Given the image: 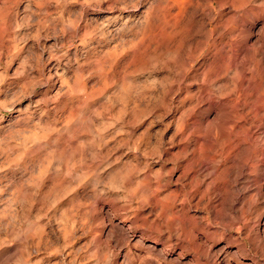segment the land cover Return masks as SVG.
I'll return each mask as SVG.
<instances>
[{
  "label": "rangeland",
  "instance_id": "374dc122",
  "mask_svg": "<svg viewBox=\"0 0 264 264\" xmlns=\"http://www.w3.org/2000/svg\"><path fill=\"white\" fill-rule=\"evenodd\" d=\"M263 98L264 0H0V264H264Z\"/></svg>",
  "mask_w": 264,
  "mask_h": 264
},
{
  "label": "bare ground",
  "instance_id": "6f19581e",
  "mask_svg": "<svg viewBox=\"0 0 264 264\" xmlns=\"http://www.w3.org/2000/svg\"><path fill=\"white\" fill-rule=\"evenodd\" d=\"M209 85H206V88H205V95H206V101L209 100V95H210V91H209ZM212 92V91H211ZM204 93V92H203ZM234 93V92H233ZM232 94V93H231ZM204 95V96H205ZM232 97V96H231ZM264 99V98H263ZM213 100V99H212ZM223 100V99H222ZM217 101V100H216ZM208 105V104H207ZM215 107V106H214ZM207 108V107H206ZM264 112V110H263ZM232 118H234V120H232V123L229 125L227 131L225 132V135L226 136V139L225 141L220 145V146H217L218 149L216 150L215 154L214 155H208L205 157V160H203L206 164V183H205V195H207V197L209 196V191H210V187L213 186V184L216 183V180L218 179V177L220 176V171H219V165L221 163H223L222 161H227V160H234L235 161V158H236V152L239 148V145L243 142H247L248 140V137H247V134H246V131L242 126H238L239 124H237V122L239 121V117L238 115H235V111L232 112ZM227 116V115H226ZM231 116V115H230ZM208 119V118H207ZM253 120V118H252ZM211 127V126H210ZM216 135V134H215ZM218 136V135H217ZM244 136V137H243ZM219 138V136L217 137ZM251 139V138H250ZM251 141H253L251 139ZM257 142V141H256ZM246 146V145H245ZM258 143H255L253 144L252 142L249 143L248 145V156L243 159L241 161V164L238 166L240 168H246L247 170H251L249 171V174H252V173H263L264 174V150L261 148V146H259ZM243 148V147H242ZM216 149V148H215ZM214 149V150H215ZM240 153V152H238ZM244 158V157H243ZM204 159V158H203ZM213 166L212 170L211 168L209 169V165ZM223 165V164H222ZM245 169V171H247ZM211 170V171H210ZM246 173V172H245ZM263 174H262V177L261 179L263 178ZM255 175V174H254ZM253 175V176H254ZM252 177V176H251ZM260 177V176H259ZM258 177V178H259ZM250 178V177H249ZM256 179V178H255ZM264 180V179H263ZM264 182V181H263ZM218 184V183H217ZM216 185V184H215ZM260 191H264V183L262 185H260ZM247 191V190H246ZM251 191V190H250ZM253 192V191H252ZM247 193V192H246ZM256 194V193H255ZM254 195V194H253ZM243 196V195H242ZM256 196V195H255ZM253 197V196H252ZM242 199V198H241ZM244 200V198H243ZM258 200V199H257ZM219 202V201H218ZM243 202V201H242ZM241 202V204H242ZM252 202L253 204V201H250V203ZM259 202V201H258ZM262 203V202H261ZM234 204V203H233ZM240 204V205H241ZM263 204V203H262ZM244 205V204H243ZM255 205V203H254ZM248 207V206H247ZM251 206H249L250 208ZM255 207V206H254ZM248 208V209H249ZM257 208V207H256ZM249 211V210H248ZM245 213V210L243 211ZM242 213V212H241ZM259 214V212L257 213ZM259 217L263 219V230H262V233H261V239L259 241V243H255L256 246L254 248V250L256 249V252H257V249L260 250L261 252H264V209L260 212L259 214ZM247 221V220H246ZM260 226V225H259ZM258 228V227H257ZM261 228V226H260ZM121 230L124 232V236L128 237V234H129V228H121ZM253 230V229H252ZM256 230V229H255ZM254 231V230H253ZM257 231V230H256ZM255 232V231H254ZM259 232V231H258ZM131 233V232H130ZM253 233V232H252ZM239 234V233H238ZM258 234V233H257ZM132 235V234H131ZM252 235V234H251ZM130 236V235H129ZM254 236V235H253ZM257 236V235H256ZM256 236H254L253 238H255ZM259 236V235H258ZM252 237V236H251ZM250 237V238H251ZM252 238V239H253ZM200 239V237H199ZM251 239V240H252ZM257 239V237H256ZM201 240V239H200ZM224 240V239H223ZM249 240V239H248ZM202 241V240H201ZM230 241V240H229ZM256 241V240H255ZM222 242V241H221ZM226 244H227V241H225ZM252 242V241H251ZM250 242V243H251ZM257 242V241H256ZM210 243V242H209ZM204 244V242L202 243ZM253 244V242H252ZM225 245V244H224ZM254 245V244H253ZM207 246V245H206ZM221 248L219 250V253H225L226 251V248L219 245ZM252 246V245H251ZM205 247V246H204ZM253 249V247L251 248ZM232 251V250H231ZM230 251V252H231ZM259 251V252H260ZM215 252V251H214ZM227 253V252H226ZM237 253V252H236ZM228 254V253H227ZM257 254V253H256ZM263 254V253H262ZM163 255V254H162ZM215 255V254H214ZM217 255H219L217 253ZM254 255V254H253ZM259 255H261V253H259ZM216 256V255H215ZM226 256V255H225ZM230 256V255H229ZM233 256V255H232ZM264 256V254L262 255ZM261 257V256H260ZM217 258V257H216ZM224 258V257H223ZM229 258V257H228ZM237 258V257H236ZM227 259V258H226ZM229 260V259H228ZM248 260V259H247ZM253 260V259H252ZM220 261H223V260H220ZM245 262V261H244ZM257 262V261H256ZM216 263V262H215ZM219 263V262H218ZM225 261L222 263L224 264ZM229 263V261H228ZM241 263V262H240ZM148 264V263H147ZM152 264V263H151ZM159 264V263H158ZM226 264V263H225ZM239 264V263H238ZM247 264V263H246Z\"/></svg>",
  "mask_w": 264,
  "mask_h": 264
}]
</instances>
